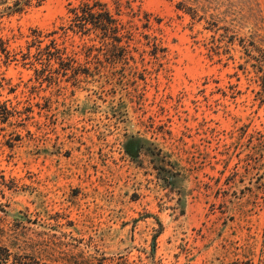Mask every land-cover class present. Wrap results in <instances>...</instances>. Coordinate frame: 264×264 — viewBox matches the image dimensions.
Here are the masks:
<instances>
[{
    "label": "rangeland",
    "instance_id": "374dc122",
    "mask_svg": "<svg viewBox=\"0 0 264 264\" xmlns=\"http://www.w3.org/2000/svg\"><path fill=\"white\" fill-rule=\"evenodd\" d=\"M94 1L129 31L119 47L67 30L78 0L0 18L32 63L0 58V246L54 264H264V0ZM34 33L63 64L34 61Z\"/></svg>",
    "mask_w": 264,
    "mask_h": 264
},
{
    "label": "trees",
    "instance_id": "16d2710c",
    "mask_svg": "<svg viewBox=\"0 0 264 264\" xmlns=\"http://www.w3.org/2000/svg\"><path fill=\"white\" fill-rule=\"evenodd\" d=\"M7 0H0V18L2 13L7 16L12 14H19L24 9L31 6H39L46 0H13L11 5L4 6ZM68 9L69 24L67 30L78 33L80 35H89L90 33L95 34L102 42L109 41L106 45H111L112 48L119 47L121 39L123 37H129V31L118 23V20L107 10L105 4H102L94 0H78L76 6H71ZM124 32V33H123ZM55 33H51L45 36L46 39L53 36ZM148 39L149 44V38ZM43 39L41 35L34 33V39L31 42V46L36 49L35 55H33L34 61L38 63L45 62L48 64L51 60L57 61L60 65L64 63L62 58V51L56 44L55 39H48V43L41 47ZM151 47L153 50L152 55H156L157 52H161L162 49L158 47L156 39L151 40ZM30 46V47H31ZM29 47V48H30ZM21 59H17V54H11L8 50V43L6 40L0 38V58L3 59V63L21 61L22 65H32L27 63L29 60V52L22 54ZM11 115V110L6 106L5 102H0V122L4 123ZM0 186L7 187L5 180L0 174ZM0 264H54L40 257L25 256H11L8 249L0 246Z\"/></svg>",
    "mask_w": 264,
    "mask_h": 264
}]
</instances>
